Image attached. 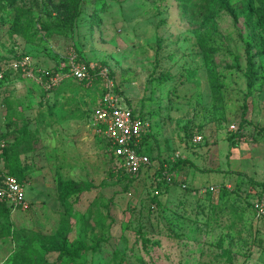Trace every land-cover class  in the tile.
I'll list each match as a JSON object with an SVG mask.
<instances>
[{
	"label": "rangeland",
	"instance_id": "1",
	"mask_svg": "<svg viewBox=\"0 0 264 264\" xmlns=\"http://www.w3.org/2000/svg\"><path fill=\"white\" fill-rule=\"evenodd\" d=\"M67 7L0 0V141L11 158L0 151V169L24 167L28 201L9 217L0 208V264L25 249L32 264H264L261 3L86 0L72 31L46 35L40 22ZM247 48L258 67L249 95ZM73 51L97 71L85 85L33 77L65 69ZM20 54L33 70L13 67ZM109 88L151 124V164L138 175L95 132ZM64 179L92 186L62 202ZM62 236L96 248L59 258Z\"/></svg>",
	"mask_w": 264,
	"mask_h": 264
},
{
	"label": "built area",
	"instance_id": "2",
	"mask_svg": "<svg viewBox=\"0 0 264 264\" xmlns=\"http://www.w3.org/2000/svg\"><path fill=\"white\" fill-rule=\"evenodd\" d=\"M70 59L67 70L47 71V74H44L41 69L38 74L43 73V75L33 77L46 88L60 85L69 78L79 81L89 80V71L84 64L77 61L75 52L72 53ZM13 67L33 70L31 55L22 56L14 62ZM26 73L29 74L28 71ZM3 77L4 74L0 72V79ZM93 115L96 133L106 138L120 167L129 174H137L151 164V156L141 150L142 138L151 129V124L146 118L134 108L123 103V100L116 96L110 88L103 93ZM231 127L236 128V125L232 124ZM0 146H5V143L0 141ZM210 189L218 191V188L214 186ZM0 200L27 207L25 185L16 176L0 172ZM256 208L259 214L264 215V195L256 202Z\"/></svg>",
	"mask_w": 264,
	"mask_h": 264
},
{
	"label": "trees",
	"instance_id": "3",
	"mask_svg": "<svg viewBox=\"0 0 264 264\" xmlns=\"http://www.w3.org/2000/svg\"><path fill=\"white\" fill-rule=\"evenodd\" d=\"M68 3V13H66V16L59 15V16H52L51 12H49V15L47 18L42 20L40 22V28L42 31L45 32L46 35L50 36L55 33H66L70 32L73 30L74 24L76 23L79 15L83 11V3L86 0H63ZM259 3H261V8H260V18L264 20V0H258ZM104 1L100 4L101 6H96V9H102ZM16 15H19L16 14ZM15 23L19 24V19L18 16L15 18ZM160 43V40H158V44ZM23 56V55H22ZM21 54L19 57H22ZM246 60H247V70H246V76L248 79V87H249V92L248 95L251 93L252 88L254 87L255 83L257 82L258 79V67L255 61V56L254 54L251 53L250 48L246 49ZM86 68L89 69V72L91 73L92 76H97V71L93 70L89 64L86 65ZM63 70H67V67ZM60 71L58 67H56L53 72ZM170 76L168 74L161 73V78L162 79H168ZM215 79V77H212ZM78 81V80H77ZM81 84H86L88 79L79 81ZM129 107L133 108L132 106L128 105ZM135 110V109H134ZM138 112L141 116L143 111L139 109V111L135 110ZM150 137V132L145 134L142 138L141 141V150L144 151V142L146 139ZM1 139H3V136H0ZM109 146V145H108ZM0 151L5 155L6 159L8 161L11 160L8 151H9V146L6 143L5 146H0ZM0 171L4 174H11L16 176L23 184H24V167H21L19 164L15 163L14 161L11 162L9 165V170H5L4 168H1ZM142 171V170H141ZM140 171V172H141ZM140 172L137 174H130L132 176L138 175ZM92 184H84L83 182L76 181L75 179H64L60 183L59 187V197L62 202H67L70 197L75 195L77 192H81L82 190L89 189L91 188ZM261 191H264V186H262ZM22 205H16L13 202H9L6 200H0V208L2 209L4 216L9 217L10 214L18 208H21ZM143 241L146 243L148 239L146 237H143ZM61 242V249L59 253V258H64V257H81L83 252L89 251L90 249H95L96 246H86L85 244H80V243H73L69 244L67 241V238L65 236H62L60 238ZM33 253L32 249H25L23 251H20L18 256L15 255L17 258L15 261H13L12 264H32V258L31 254Z\"/></svg>",
	"mask_w": 264,
	"mask_h": 264
},
{
	"label": "crops",
	"instance_id": "4",
	"mask_svg": "<svg viewBox=\"0 0 264 264\" xmlns=\"http://www.w3.org/2000/svg\"><path fill=\"white\" fill-rule=\"evenodd\" d=\"M62 84V83H61ZM94 126V125H93ZM95 128V127H94ZM95 132H96V130H95ZM151 133V132H150Z\"/></svg>",
	"mask_w": 264,
	"mask_h": 264
}]
</instances>
